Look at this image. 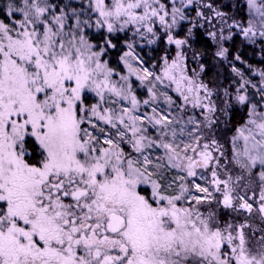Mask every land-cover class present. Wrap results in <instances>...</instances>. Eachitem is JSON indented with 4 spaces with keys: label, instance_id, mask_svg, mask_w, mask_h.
<instances>
[{
    "label": "snow or ice",
    "instance_id": "obj_1",
    "mask_svg": "<svg viewBox=\"0 0 264 264\" xmlns=\"http://www.w3.org/2000/svg\"><path fill=\"white\" fill-rule=\"evenodd\" d=\"M0 264H264V0H0Z\"/></svg>",
    "mask_w": 264,
    "mask_h": 264
}]
</instances>
